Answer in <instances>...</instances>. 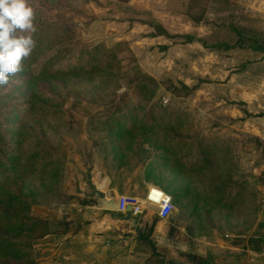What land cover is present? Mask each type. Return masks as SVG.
Segmentation results:
<instances>
[{"label":"rangeland","instance_id":"374dc122","mask_svg":"<svg viewBox=\"0 0 264 264\" xmlns=\"http://www.w3.org/2000/svg\"><path fill=\"white\" fill-rule=\"evenodd\" d=\"M35 24L25 70L0 88V136L9 149L0 168V231L22 250L0 252V264L78 257L64 238L93 218L89 173L109 154L105 166L114 170L124 141L139 159L156 143L161 150L187 141L206 167L193 177L213 187L223 181L213 169H237L238 194L225 207L198 211L196 186L184 203L176 198L178 218L188 221L170 227L173 250L159 249L150 264H182L199 244L210 264H245L244 250L264 251V52L254 50L264 48V0H39ZM158 178L165 185L163 172ZM21 216L22 229L12 228ZM38 221L43 227L31 225ZM172 221L161 223V237Z\"/></svg>","mask_w":264,"mask_h":264},{"label":"crops","instance_id":"0c3cea01","mask_svg":"<svg viewBox=\"0 0 264 264\" xmlns=\"http://www.w3.org/2000/svg\"><path fill=\"white\" fill-rule=\"evenodd\" d=\"M170 141V144L163 145L164 147L162 146L163 149L161 150L158 149L159 144L156 143L152 147L156 151L152 152L149 150L148 152L145 150L143 152L145 157L141 159H139L138 151L136 147L133 148L131 141H124L122 145H118L116 152L118 155L117 167L111 171L107 170L108 168H106L105 164L109 154L102 158L101 163L99 161L94 163L87 183L88 193L93 199L97 198L98 200H100L98 193L103 195L105 199L114 198L116 200L118 196L125 195L143 200L148 188L151 186L164 191L174 206L167 219L176 220L172 221L171 226H166L164 237L159 234L161 233L160 227L164 220L159 219L153 209H146L140 216L133 217L130 214L121 215L115 210L101 208L97 205L98 201H93L91 206L93 218L87 228L64 238V243L77 245L78 257L69 258L72 259L69 261L70 264H150L149 262L153 258L158 259L161 257L159 249L162 254L171 252L175 244V235L172 231L174 228L179 230L182 225H185L187 220L184 214L178 218L179 214L176 207L179 205L176 202V198H179L182 203L187 201L188 196H190L191 186L197 187L192 197L194 200L192 201L198 211H204L207 206L216 207L221 205V207H225L227 200L230 199L231 201L232 195L234 196V201L236 200L235 198L238 194L236 168L224 166L226 170L224 173L222 169H218V173L216 169L215 171L213 169L212 175L216 173L220 179L223 178L219 185L213 187L212 183L199 181V178L195 179L193 177L194 173L199 172L200 168L206 167L205 165L198 167V162L194 161V155L189 153L192 149L189 148L188 142L184 140ZM198 146L195 151L197 158H201L204 152L202 153L201 145L199 144ZM220 166L223 167L221 164ZM162 172L166 179L165 185H162L158 178L159 174L160 177L162 176ZM228 181L229 183H227ZM207 185L213 190L207 192ZM207 196L210 201H207ZM181 202L180 204L184 211V206ZM231 205L232 202H230V208ZM261 207L264 209L263 204ZM170 227H173V229ZM261 227L264 228V225H261ZM225 238L227 239L228 237L225 236ZM61 239L63 240V238ZM262 240L264 241V238ZM198 241L201 243V240L192 239V244ZM220 242L229 249L240 250L237 245L230 243L231 241L226 242L220 239ZM159 245L163 246L159 247ZM218 246L220 247L221 245ZM206 250V247H201L200 244L195 250H187L186 257L181 263L195 264L191 259V255L206 258L209 255L208 252H205ZM244 251L245 264H254L255 259L264 257V251L252 248H247ZM166 257V260L170 258Z\"/></svg>","mask_w":264,"mask_h":264},{"label":"clouds","instance_id":"9594fccd","mask_svg":"<svg viewBox=\"0 0 264 264\" xmlns=\"http://www.w3.org/2000/svg\"><path fill=\"white\" fill-rule=\"evenodd\" d=\"M38 7L39 0H0V88L25 70L35 48Z\"/></svg>","mask_w":264,"mask_h":264},{"label":"built area","instance_id":"2783aa9c","mask_svg":"<svg viewBox=\"0 0 264 264\" xmlns=\"http://www.w3.org/2000/svg\"><path fill=\"white\" fill-rule=\"evenodd\" d=\"M116 202L115 211L117 213L121 215L130 214L133 217H138L143 214L144 210L151 208L159 219L165 220L174 209L170 198L164 191L155 186L148 188L143 200L121 195L116 198Z\"/></svg>","mask_w":264,"mask_h":264},{"label":"trees","instance_id":"16d2710c","mask_svg":"<svg viewBox=\"0 0 264 264\" xmlns=\"http://www.w3.org/2000/svg\"><path fill=\"white\" fill-rule=\"evenodd\" d=\"M222 46V44H216L214 47L215 48H218V47H221ZM225 48H228V46H224ZM254 50H258V51H263L264 52V48H262L261 46H257L256 47V49H254ZM46 61H42L41 63H40V67H42V66H45L44 65V63H45ZM24 83V86L26 87V89H33L34 88V85H33V83H31L30 82V80H29V78H26V80H25V82H23ZM6 113L7 114H12V108L10 109V108H8V109H6ZM36 142H38L37 140H36ZM9 149H8V145H7V143H6V138L3 136V137H1L0 136V168H2V167H4L5 165H3L2 164V159L4 160V162L6 163L7 161L6 160H8L9 158L8 157H6V153H8L9 151H8ZM18 154H19V152H18ZM13 159H15V157H13ZM3 162V163H4ZM8 164V163H7ZM7 166V165H6ZM5 168V167H4ZM0 185H2V186H0V189H3V183H1ZM252 194V193H251ZM5 211V210H4ZM5 214H4V212H2V216H4ZM31 217V216H30ZM30 217H28V218H30ZM25 219L26 218H24V216H21L17 221H16V224H17V226H15V225H12L11 227L13 228V227H16V229H18V230H20V229H22V225L24 226V221H25ZM45 224V223H44ZM31 225H35V227H43V224H41V225H39V221L38 222H34V223H31ZM48 227H50V226H48ZM0 229H2V227H0ZM49 233H54L52 230H51V228H49ZM4 232L1 230L0 231V252H2V255H4V256H10V255H13V256H15L16 255V257L17 256H19L20 255V251L22 252V250H14V247L12 248L11 247V242L9 241V239L5 236L6 234H3ZM35 233V232H34ZM34 236L36 237V238H39V234H34ZM262 240V239H261ZM263 241V240H262ZM254 243H257V242H260V240L259 241H253ZM252 249H254V250H258L257 248H255V247H253L252 246ZM191 259H192V261H193V263H195V264H210V255H207L206 256V258H202V257H200V256H197V255H191Z\"/></svg>","mask_w":264,"mask_h":264},{"label":"water","instance_id":"95a60500","mask_svg":"<svg viewBox=\"0 0 264 264\" xmlns=\"http://www.w3.org/2000/svg\"><path fill=\"white\" fill-rule=\"evenodd\" d=\"M98 197L100 198V200H98L97 202V205L99 207L108 209V210H116L117 202L116 200H114V198L105 199L104 196L99 193H98Z\"/></svg>","mask_w":264,"mask_h":264}]
</instances>
